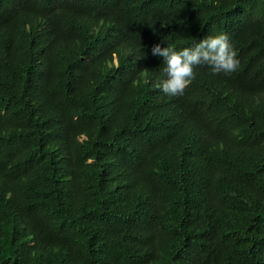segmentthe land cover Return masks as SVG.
Here are the masks:
<instances>
[{
  "label": "trees",
  "instance_id": "16d2710c",
  "mask_svg": "<svg viewBox=\"0 0 264 264\" xmlns=\"http://www.w3.org/2000/svg\"><path fill=\"white\" fill-rule=\"evenodd\" d=\"M0 264H264V0H0Z\"/></svg>",
  "mask_w": 264,
  "mask_h": 264
},
{
  "label": "clouds",
  "instance_id": "9594fccd",
  "mask_svg": "<svg viewBox=\"0 0 264 264\" xmlns=\"http://www.w3.org/2000/svg\"><path fill=\"white\" fill-rule=\"evenodd\" d=\"M135 24L138 26L136 21ZM151 53L161 57L164 65L163 77L155 87L168 96L183 95L200 66L209 68L213 75H227L235 72L240 63L238 52L225 32L194 40L179 49L170 44L161 47L157 43L152 46Z\"/></svg>",
  "mask_w": 264,
  "mask_h": 264
}]
</instances>
